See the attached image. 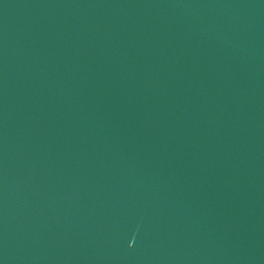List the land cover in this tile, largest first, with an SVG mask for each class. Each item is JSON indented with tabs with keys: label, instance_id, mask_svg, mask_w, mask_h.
<instances>
[{
	"label": "water",
	"instance_id": "water-1",
	"mask_svg": "<svg viewBox=\"0 0 264 264\" xmlns=\"http://www.w3.org/2000/svg\"><path fill=\"white\" fill-rule=\"evenodd\" d=\"M0 264H264V0H0Z\"/></svg>",
	"mask_w": 264,
	"mask_h": 264
}]
</instances>
